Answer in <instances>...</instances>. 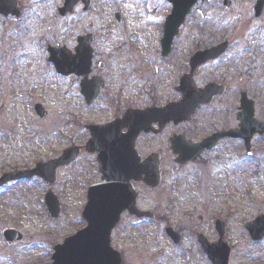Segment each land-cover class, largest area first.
<instances>
[{"label": "flooded vegetation", "instance_id": "obj_1", "mask_svg": "<svg viewBox=\"0 0 264 264\" xmlns=\"http://www.w3.org/2000/svg\"><path fill=\"white\" fill-rule=\"evenodd\" d=\"M165 2L172 9V3ZM59 3V10L66 7V0ZM96 6L97 0H92L89 12H83L84 6L78 4L61 16L59 36L74 38L70 46L49 43L45 47L47 53L50 47L70 51L73 72L58 73L46 57L45 63L55 74L47 71L42 62L37 68L39 73L36 71L30 77L35 94L48 91L49 78L61 89H65L66 81L69 83L73 96L66 103L72 112L66 113L71 116L69 119L57 124L58 135L64 140L59 152L49 157L44 145V152L40 150V156L34 158L24 141L18 145L13 142L14 132L0 133V264H17V249L22 243L24 248L39 252L36 261L21 263L52 264L48 258L54 246L63 244L66 238L88 225L84 210L94 185H106L104 192L95 193L104 197L106 203L104 208L95 207L89 218L97 217L107 223L96 224L95 236L83 238L67 249L78 253L77 260L89 264H137L145 223H156L158 227L162 223L163 237L170 246L179 248L185 256L188 251L195 252L197 261L208 263L198 234L206 235L203 224L218 217L210 218L212 213L204 203L198 202L205 210L193 206L181 225H172V208L161 210V195L174 185L167 181L168 171L188 167L193 170L186 183L192 196L202 195L203 200L211 188L214 196L220 181V148L232 153L228 155L237 156V167L253 169L255 174L260 171L264 153L257 146L264 134L254 132L253 126L242 127V123L246 109L253 111L254 123L264 122V86L260 85L264 82V39L248 43L245 38H225L220 25V38L194 40L187 22L189 15L170 46L163 48L162 37L157 34L153 38L151 32L145 33L147 37L141 38L127 33L130 24L127 12H114L107 23L89 17L83 28L80 16L93 14ZM152 10L155 15L157 8ZM255 19L263 21L264 16ZM148 23L152 26L156 20L152 17ZM106 28L126 31V35L101 37L100 30ZM84 35L92 37L90 54L78 53V41ZM194 41L199 42L196 44L199 47H193ZM225 41L229 45L220 57L205 62L193 72L194 52ZM88 57L89 62L82 61ZM38 104L45 106L42 101L32 102L34 108ZM48 117L46 114L40 121H47ZM231 131L239 137L220 139V133ZM91 140L92 145H88ZM202 147L193 160L184 165L176 162L183 152L193 154V150ZM69 148H77L76 158L59 166L51 181L48 173L32 174L35 168L47 171L45 164ZM102 157H105L103 169L99 160ZM158 178H161L159 184ZM50 189L57 190L61 207L58 219L65 217L66 232L51 248L26 245L27 232L16 223L48 218L46 196ZM67 206H72V215H65ZM143 212L149 214L138 216ZM168 227L181 235L180 240L168 235ZM43 253L49 255L42 256Z\"/></svg>", "mask_w": 264, "mask_h": 264}, {"label": "rangeland", "instance_id": "obj_2", "mask_svg": "<svg viewBox=\"0 0 264 264\" xmlns=\"http://www.w3.org/2000/svg\"><path fill=\"white\" fill-rule=\"evenodd\" d=\"M255 3L256 0H232L230 9L223 7V0L198 4L187 20L190 31L192 29L193 39L220 38V25L224 29L222 33L225 38H245L248 43L259 38L264 39V20L255 19L253 10ZM21 4L24 5L21 16L0 15V133L14 132L13 142L18 145L24 141L34 158L40 156V150L44 152L42 149L44 145L47 146L48 156L52 157L59 152L64 143L58 135L57 124L60 120L71 117L66 114L72 112L66 102L72 101L73 94L69 90L68 81L65 83V89H61L51 78L48 80V91L35 94L36 90L30 77L37 74V68L42 62L43 67L46 64L47 71L54 73V70L45 63L48 56L45 48L47 44L59 43L70 46L74 38L65 39L59 36L58 28L62 20L58 13L59 0H21ZM151 5L157 8L155 15L152 14ZM117 11L123 14L127 12L130 23L127 26V33L130 32L131 36L143 38L151 32L150 37L154 38L156 34L157 37H162L163 26L171 13V7L165 0H97L93 14L80 16L81 26L85 28L89 17L96 22H109L113 13ZM152 17L156 23L151 26L148 22ZM114 28L109 31L107 28L100 30L101 37L119 38L126 35V31L119 29L116 31ZM53 33L56 39H53ZM198 43L194 41L193 47H199L196 45ZM260 85L264 86V82ZM36 101L45 104L49 120L40 121L41 118L37 116L32 106V102ZM257 147L264 152V138L260 139ZM228 154L232 153L224 152V148H220V181L217 183L214 196L212 188L211 192L204 195L203 200L202 195L192 196L186 183L190 171L193 170L188 167L174 168L168 171L167 180L174 185L172 189L163 191L165 193L161 195L162 203L159 206L162 211L172 208V225H181L189 208L198 205V209L205 210L206 207L212 213L210 218L216 216L226 221V240L232 248L230 264H264V241L255 244L244 227L247 220H252L257 214L264 212V166L261 164L262 170L259 174L244 167H235L234 171L237 156ZM240 165H243L242 160ZM170 197V202L166 203ZM198 202L204 203V207L201 206L202 203L197 204ZM67 207L65 215H72L74 213L72 206ZM64 219L65 217L53 220L48 216L16 224L23 226L27 232L26 245L51 248L53 242L66 232ZM214 223L215 220L209 219L203 224V228L208 238L216 241L218 234ZM163 229L162 223L160 227L156 223H145L143 247L137 264H210L197 261L194 252L188 251L186 256L180 254L179 248L172 247L165 241ZM24 246V243L18 246L17 264L36 261L39 250L30 251ZM47 255L49 253L42 256ZM48 260L50 261V258Z\"/></svg>", "mask_w": 264, "mask_h": 264}, {"label": "water", "instance_id": "obj_3", "mask_svg": "<svg viewBox=\"0 0 264 264\" xmlns=\"http://www.w3.org/2000/svg\"><path fill=\"white\" fill-rule=\"evenodd\" d=\"M170 1L173 2L174 8H173L172 14L168 17L166 24H165V34L163 38L164 47H167L170 45L172 38L177 34L180 25L184 21L186 15L189 13L191 7L199 0H170ZM79 2L85 3L86 7L84 8V11H87L91 8V0H67L66 10L72 9V7L76 6ZM225 5L226 7H229L231 5L230 1H225ZM255 9H256L257 16L264 14V0H259ZM20 12H21V8L18 7V2L16 0H0V14H4V15L13 14V15L18 16ZM80 44H81L80 50L78 51L80 54H90L91 53V50L89 49V45L91 44L89 36L82 37L80 39ZM226 46H227V43L222 46H218L216 48H213L207 51L197 52L192 59L194 70L200 64L210 59H214L220 56V54L223 52ZM50 60H52L55 63L56 68L59 72L65 73V74H69L73 72V68H72L73 57L70 56V54L66 50H62L60 56H57V53L55 52V50H52ZM82 61L89 62L90 57ZM198 95L200 96V94ZM196 99L197 98L193 100L194 104L197 101ZM251 118H252V114H250L249 119H247V121L245 119V121L250 122ZM259 127H260L258 129L259 132H264V129H262L264 127V124L263 125L260 124ZM229 134H231V132L220 133V138L226 135H229ZM200 152H201V149H199L197 153L192 154L191 155L192 157L190 155L187 156L186 153L183 152L182 156L179 158V161L183 164L187 162L188 160L194 158ZM76 155L77 153L75 149L73 148L68 149L59 159L50 161L48 165L50 166L51 171L55 172V169L60 164L70 162ZM92 189H93V192L92 191L90 192L91 198L87 206L88 210H90L91 206H94V207L97 206V202L95 200L96 197L93 196V193L95 194L96 191H98V189L105 190V185H99V187L94 186ZM100 203L105 204V199L103 198ZM48 205H49V209L52 215L57 216L59 213V205H58V201L55 198H53L52 195L48 197ZM129 207H131V205H129ZM86 213L88 214L89 212L87 211ZM89 222H90V225L86 230H84V232H80L76 237L69 238L66 240L64 244L66 248L63 246H56V253L54 255V264H89L88 263L89 261H83V260L78 261L75 258V255L78 253L67 251V247L71 245H74V246L77 245V241L79 239L83 237L90 238L91 230H92L91 226H94L100 223L101 221L98 219L96 220L90 219ZM217 228L220 231L219 242L209 243L208 240L204 237H201V242H202V245L205 251L209 254V257L212 260L213 264H228L229 255H230V247L224 241V238H225L224 222L217 221ZM246 228L250 231L253 239H256V240L261 239L264 236V216H260L255 221L247 223ZM169 231L171 230L169 229ZM173 235L174 234H172V236ZM79 253L81 255L82 252H79ZM86 253L90 254L89 252H86Z\"/></svg>", "mask_w": 264, "mask_h": 264}]
</instances>
